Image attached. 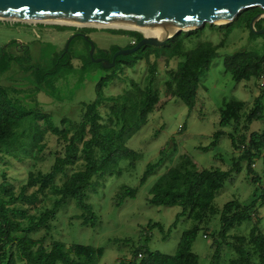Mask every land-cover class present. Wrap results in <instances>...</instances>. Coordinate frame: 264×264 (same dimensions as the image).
I'll return each instance as SVG.
<instances>
[{
    "label": "trees",
    "instance_id": "trees-1",
    "mask_svg": "<svg viewBox=\"0 0 264 264\" xmlns=\"http://www.w3.org/2000/svg\"><path fill=\"white\" fill-rule=\"evenodd\" d=\"M262 13L261 9L255 8L242 12L237 18L250 28L252 20ZM55 27L60 31L72 30L74 34L89 35L96 31L93 28ZM209 28L227 29V37L233 31L228 25L206 24L197 30L179 32L162 47L144 46L133 55L118 57L108 77L101 79L97 98L82 104L80 119L63 118L60 126L53 123L50 114L42 111L37 95L45 93L53 97L58 84L77 72L75 59L83 61L84 66L82 64L80 69H86L94 63L90 57L89 42L77 36L72 40L68 52L65 48L61 51L54 49L53 64L49 68L33 63L28 44L12 40L0 48V156L26 164L32 161L36 163L44 158L48 133L56 135L59 141L65 143L64 151L57 153L48 174L27 169V177L17 185L5 172L0 173V264H100L105 252L103 248L82 244L67 246L59 241L47 246V238H35V234L41 229L51 231V221L71 200L82 212V226L97 224L98 217L89 202L94 179H101L107 174L122 175L119 163L123 160L129 161L130 168L136 165L141 154L129 149L128 141L148 124L149 116L156 108H164L168 102L161 103L159 91L155 87L160 60H165L168 65L174 60H181L176 68L167 71L165 87L169 99L188 100L192 107V97L199 79L220 57L219 49L224 46V41L215 45L209 40H202ZM256 29H264V19L257 22ZM106 31L132 38L134 43L125 49L135 47L144 38L138 31ZM252 34L259 37L254 31ZM79 40L84 42L82 52L76 48ZM120 49L123 48L117 45L110 49L97 48L95 58L105 57L112 61ZM141 60L148 64V75L143 84L133 81L123 94L106 97L103 89L118 77L119 71L122 70V73L125 68L132 69ZM225 67L237 82L260 78L264 73V55L253 50H240L226 57ZM17 82L31 89L25 91L23 85ZM263 100L264 92L251 107L246 102L233 99L226 101L219 110L220 129L213 135L212 146L216 147L224 136L231 138L236 154L233 155L230 168L196 170L184 162L166 168L151 187L148 196L150 205L179 207L182 210L169 229L168 236L172 229L177 228L182 217L196 221L193 228L184 232L177 252L165 255L144 245L135 251L131 259L125 257L120 264H202L193 245L203 224L206 228L211 224L205 201L244 169L256 187L254 198L250 203L235 200L221 210L211 209V215L220 216V230L211 234L215 252L209 264H264V232L258 216V211L264 206V187L253 168L258 161L264 160V129L249 133L255 122L264 124ZM102 106L108 108L106 116L101 113ZM241 124L244 133L236 136L235 131ZM232 126L235 131L229 133L227 129ZM163 163V157L155 164L150 163L141 185ZM74 166H78V169L69 175V169ZM59 176L66 178L61 185L57 183ZM47 190L57 195L52 208L40 216L31 214L30 207L36 205L40 196L47 194ZM138 192L137 188L121 187L115 197V204L122 206L127 199H136ZM245 222L253 224L248 234H229L234 226ZM225 247L232 250L227 262L223 254Z\"/></svg>",
    "mask_w": 264,
    "mask_h": 264
},
{
    "label": "rangeland",
    "instance_id": "rangeland-1",
    "mask_svg": "<svg viewBox=\"0 0 264 264\" xmlns=\"http://www.w3.org/2000/svg\"><path fill=\"white\" fill-rule=\"evenodd\" d=\"M55 26L96 29L89 36L99 49H110L114 45L125 49L126 46L134 43L130 37L114 35L106 31L109 29L131 30L126 28L88 25L75 27L38 22L0 21V48L12 40H18L23 45L28 44L31 48L33 63L49 68L53 64L54 49L63 50L69 38L74 34L72 30L60 31ZM228 26L233 28L228 37L226 36L227 29L212 30L211 28L202 36V40H209L215 45L224 41V46L219 49L220 57L213 61L210 70L199 79L195 95L192 97L194 99L192 107L188 100L169 99L165 87L167 71L176 68L181 60H174L170 65L165 60H160L155 87L159 91L161 103L168 102L164 108H156L150 114L148 124L128 141L127 147L141 154V159L136 165L130 168L129 161L123 160L119 163V167L123 170L122 175L107 174L101 179H94L89 193V202L98 217L97 224L82 226L80 217L82 212L74 205V200H71L51 221L52 230L48 232L41 229L36 232L35 238L46 237L47 246L53 241H59L67 246L82 244L103 248L105 252L100 264H120L125 257L131 259L135 251L144 245H148L154 252H161L165 255H174L177 252L184 232L193 228L196 221L182 217L177 228L172 229L168 236L169 229L176 222L177 215L182 210L179 207L150 205L148 196L151 187L166 168L184 162L190 167H195L196 170L230 168L233 155L236 154L231 138L228 135L224 136L216 147L212 146L213 135L220 129L219 110L226 101L233 99L246 102L251 107L256 98L264 92V73L260 78L253 77L249 81L237 82L225 67L226 57L240 50H253L264 55V34L255 37L251 27L243 25L239 18ZM131 31L145 34L141 30ZM76 48L82 52L84 42L79 40ZM82 64L84 66L83 61L74 60L77 72L58 84V90L53 97L45 93L37 95L42 111L50 114L53 123L58 126L61 125L63 118L80 119L82 104L90 103L97 98V89L101 79L108 77L109 70L113 69H106L101 63L96 62L86 69H80ZM121 71L118 77L103 89L106 97L123 94L133 81L143 84L148 75V64L145 60H141L134 68H125L122 73ZM22 85L25 91L31 89ZM101 113L104 116L107 115V106L101 107ZM263 129V123L255 122L250 127L249 133ZM227 130L229 133L235 131L233 126ZM235 132L236 136L244 133L242 124ZM46 143L44 158L36 163L32 161L26 164L0 156V173L5 172L8 178L17 185L27 177V169L35 173L48 174L53 168L57 153L64 151L65 143L59 141L58 137L52 133L47 134ZM162 157L164 158L163 165L148 178L144 185H141V179L148 165L157 163ZM253 168L264 187V160L258 161ZM77 169L78 166L71 167L68 174L70 175ZM65 179L59 176L57 183L61 185ZM124 186L137 188L139 190L137 198L127 199L122 206H117L114 201L115 197L120 188ZM255 190L256 187L250 181L247 170L244 169L240 174H235L232 180L213 196L214 198L206 199L205 204L208 206L207 211L211 224L208 228L205 227V223L203 224V229L200 230L193 245L194 252L199 256L202 264L210 263L215 252L212 249L213 235L211 234L220 230V216L211 215V209L221 210L229 202L235 200L250 203L254 198ZM46 192V195L40 196V201L36 205L30 207L31 214L40 216L52 208L57 195L49 190ZM258 216L264 232V206L258 211ZM252 225V222H245L240 226H234L229 234H248ZM231 251L224 248L225 261L231 257Z\"/></svg>",
    "mask_w": 264,
    "mask_h": 264
},
{
    "label": "water",
    "instance_id": "water-1",
    "mask_svg": "<svg viewBox=\"0 0 264 264\" xmlns=\"http://www.w3.org/2000/svg\"><path fill=\"white\" fill-rule=\"evenodd\" d=\"M259 8L263 11L251 22V29L257 34H264V29L255 26L264 15V0H0V21L27 22L47 21L55 25L75 24L89 26L107 23H136L162 30V39L147 37L133 48L120 49L112 61L95 58L97 46L89 35L73 34L66 43L68 52L72 40L77 36L86 39L90 46V57L104 68H114L120 56H130L144 46L162 47L168 40L181 31H192L211 25H228L244 11ZM67 23V24H66ZM97 27V26H94ZM169 29H175L173 33Z\"/></svg>",
    "mask_w": 264,
    "mask_h": 264
},
{
    "label": "bare ground",
    "instance_id": "bare-ground-1",
    "mask_svg": "<svg viewBox=\"0 0 264 264\" xmlns=\"http://www.w3.org/2000/svg\"><path fill=\"white\" fill-rule=\"evenodd\" d=\"M33 22H44V23H50L47 21H39V20H33ZM68 24H75V25H88L89 24H83V23H77V22H67ZM66 23V24H67ZM97 27H110V28H126V29H131V30H141L145 32V35L147 37H154V38H158V39H162L163 37H165V34L162 32L161 29L159 28H155V27H144L141 24H136V23H107V24H99V25H94ZM171 31V33H173L175 31V29H169Z\"/></svg>",
    "mask_w": 264,
    "mask_h": 264
},
{
    "label": "built area",
    "instance_id": "built-area-1",
    "mask_svg": "<svg viewBox=\"0 0 264 264\" xmlns=\"http://www.w3.org/2000/svg\"><path fill=\"white\" fill-rule=\"evenodd\" d=\"M262 19H264V15H263V18Z\"/></svg>",
    "mask_w": 264,
    "mask_h": 264
}]
</instances>
